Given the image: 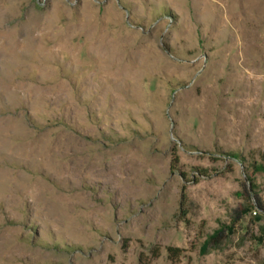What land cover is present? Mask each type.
Instances as JSON below:
<instances>
[{"label": "rangeland", "instance_id": "rangeland-1", "mask_svg": "<svg viewBox=\"0 0 264 264\" xmlns=\"http://www.w3.org/2000/svg\"><path fill=\"white\" fill-rule=\"evenodd\" d=\"M245 186L264 0H0V264H264Z\"/></svg>", "mask_w": 264, "mask_h": 264}, {"label": "trees", "instance_id": "trees-1", "mask_svg": "<svg viewBox=\"0 0 264 264\" xmlns=\"http://www.w3.org/2000/svg\"><path fill=\"white\" fill-rule=\"evenodd\" d=\"M244 190H245V192H246V194H247V197L250 199V200H252L253 198H252V196H251V194H250V192H249V189L245 186L244 187ZM254 201H253V207L255 208V209H257V210H259L261 213H263L264 214V202L258 197V196H255L254 197ZM224 237V235H223V231H218L215 235H213V236H211L210 238H209V241H207V243H211L212 241H215L216 243H218L222 238ZM179 249H177V248H169L168 249V253H169V256L172 258V257H177L178 256V254H179Z\"/></svg>", "mask_w": 264, "mask_h": 264}]
</instances>
